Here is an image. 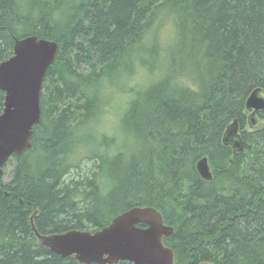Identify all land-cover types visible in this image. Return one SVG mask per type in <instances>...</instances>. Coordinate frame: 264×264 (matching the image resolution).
Wrapping results in <instances>:
<instances>
[{
  "label": "trees",
  "instance_id": "trees-1",
  "mask_svg": "<svg viewBox=\"0 0 264 264\" xmlns=\"http://www.w3.org/2000/svg\"><path fill=\"white\" fill-rule=\"evenodd\" d=\"M29 36L59 51L32 147L0 181V264H80L36 231L95 232L136 207L174 229L176 264H264V113L252 131L246 110L264 90V0H0V63ZM140 69L148 82L111 137L99 122ZM4 103L0 92V115ZM235 120L237 154L223 144Z\"/></svg>",
  "mask_w": 264,
  "mask_h": 264
},
{
  "label": "water",
  "instance_id": "water-1",
  "mask_svg": "<svg viewBox=\"0 0 264 264\" xmlns=\"http://www.w3.org/2000/svg\"><path fill=\"white\" fill-rule=\"evenodd\" d=\"M58 51L56 42L29 36L17 40L13 56L0 63V92L5 94L0 115V181L10 159L32 147L34 128L41 121L43 81ZM246 110L249 128L257 130L261 127L259 114L264 113L262 88L249 95ZM223 144L231 147L235 154L243 152L237 120L227 127ZM197 170L204 181H212L207 158L198 162ZM173 234L174 229L165 225L162 214L151 207L124 212L95 232L73 230L47 236L36 231L40 247L63 258L73 257L80 264H176L174 251L164 243V239Z\"/></svg>",
  "mask_w": 264,
  "mask_h": 264
},
{
  "label": "rangeland",
  "instance_id": "rangeland-1",
  "mask_svg": "<svg viewBox=\"0 0 264 264\" xmlns=\"http://www.w3.org/2000/svg\"><path fill=\"white\" fill-rule=\"evenodd\" d=\"M170 33V27L168 25H166L165 27H163L162 31H161V36L164 39H166L167 36H169ZM148 76L145 73V71L143 69H140L139 72L134 76V79L129 82V86H128V92H117L115 94L114 99L106 106L102 121L99 122V126L98 128L104 132L107 133L109 136L113 137L115 135H117V129L119 126V115L121 114L122 110H124V108L126 107V103L128 101V99L130 98V89L131 88H141L142 86H145L146 83L148 82ZM248 130H251L248 127ZM121 141H124L123 138H121ZM86 147L82 148V150H85ZM91 164H84L83 168H88L90 167ZM13 169V164L10 163L9 165L6 166V172H7V176H6V180L5 182H9L10 178H9V173L12 171Z\"/></svg>",
  "mask_w": 264,
  "mask_h": 264
}]
</instances>
